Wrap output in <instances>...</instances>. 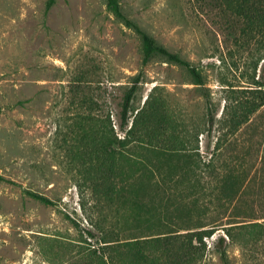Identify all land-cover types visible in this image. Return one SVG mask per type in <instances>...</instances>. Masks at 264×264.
Instances as JSON below:
<instances>
[{
    "label": "rangeland",
    "instance_id": "rangeland-1",
    "mask_svg": "<svg viewBox=\"0 0 264 264\" xmlns=\"http://www.w3.org/2000/svg\"><path fill=\"white\" fill-rule=\"evenodd\" d=\"M119 1L160 44L197 67L204 84L161 55L143 63L139 36L105 0H54L50 7L48 0H0V264H98L85 257L97 238L84 228L95 230L97 220L130 226L135 193L156 204L171 191L197 195L193 215L219 225L203 237L198 264H264V235H239L251 230L240 224L264 223V29L240 35L225 28L215 0ZM139 72L132 106L148 98L166 110L176 146L184 147L176 162L188 168L177 167L169 182L166 157L153 165L154 152L127 148L143 164L118 169L123 193L107 202L93 194L82 136L97 131L99 139L103 117L117 146L114 135L125 134L122 96ZM234 112L247 113L235 129ZM228 170L237 176L230 198L221 178Z\"/></svg>",
    "mask_w": 264,
    "mask_h": 264
},
{
    "label": "trees",
    "instance_id": "trees-1",
    "mask_svg": "<svg viewBox=\"0 0 264 264\" xmlns=\"http://www.w3.org/2000/svg\"><path fill=\"white\" fill-rule=\"evenodd\" d=\"M105 1L108 9L139 36L143 63H146L155 54L161 55L169 62L184 66L192 76L194 83L200 87L203 86L202 74L197 67L177 52L170 51L160 44L136 21L127 16L119 0ZM53 3L54 0H48L47 7H50ZM214 6L219 7L221 10L219 23L224 24L225 28L233 32L248 35L264 29V0H215ZM140 80L141 73L139 72L133 76L129 88L122 96L119 110V127L124 130L125 134L123 137L114 135V142L117 144L115 148L110 144L108 122L103 117L98 118L100 121L99 139H96L95 133H98L97 131H91L82 136L85 143L83 150L88 160L87 173L92 175L90 186L93 194L107 202H110L113 198H118L119 194L123 193L125 185L121 184L124 179L119 176L120 167L126 164L139 168L143 164V160L127 155L125 153L127 148L141 146L154 152L157 155V160H147L148 163H153V165H156L158 163L156 161L161 160L162 157H166L169 161L167 166H170L169 172L171 173L166 178L169 182L174 180L173 175L175 172L173 171L177 170V167L188 168L186 163L182 166L177 163L179 153L184 147H182V144L181 147L176 146L179 143V137L173 131V121L166 110L161 109L156 102L148 98L142 107L134 108L132 106L133 97L139 87ZM205 101L208 118L212 123L211 102L206 94ZM254 109L256 107L250 108L248 113H251ZM134 111L135 114L129 125ZM233 114L236 121L235 129L245 121L241 117L247 115V113L234 112ZM168 128L169 131L166 130ZM146 165L144 162L145 167ZM213 172L214 169L211 168V173ZM236 177L232 170H228L226 174L224 173L221 176L227 184L225 196L228 198L232 197V193L234 197ZM4 179L0 174V180ZM196 180L197 178L195 179L196 183L192 185L196 186L199 183ZM26 192L46 205H56L55 200L42 193L31 189H27ZM139 193L137 192L134 195L133 211L130 213L133 221L130 226H121L116 229L115 226H105L102 220H97L92 223L95 230L84 228L87 236L93 239L97 238L93 247L86 249L87 254H85V257L94 259L98 264H145L148 259H150V264H198L206 248L203 237L212 234L219 225L207 226V224L198 220L203 216L195 217L193 215L191 210L193 207L192 201L196 202L198 200L197 195L195 196L192 192L175 195L171 191L167 195L163 194L159 201L154 204L152 200H150V203H148V200H142V197L137 195ZM192 196L194 198L189 204L187 199ZM240 226L244 229H251L248 234L244 231L239 233L244 241L251 235H264V223L248 222L240 224ZM225 230L227 235L234 239L235 234L230 228ZM125 231H128L131 236L121 237L120 235ZM97 243L98 245H96ZM136 249L140 252L139 257L133 253ZM222 253H225L224 250Z\"/></svg>",
    "mask_w": 264,
    "mask_h": 264
}]
</instances>
